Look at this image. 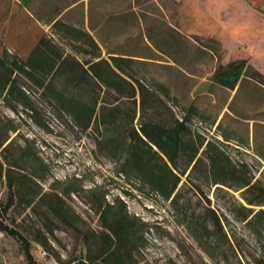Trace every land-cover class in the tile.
I'll return each mask as SVG.
<instances>
[{"label":"rangeland","instance_id":"1","mask_svg":"<svg viewBox=\"0 0 264 264\" xmlns=\"http://www.w3.org/2000/svg\"><path fill=\"white\" fill-rule=\"evenodd\" d=\"M54 1L59 8L74 3L77 10L83 6L91 9L93 22L97 21V13L106 15L107 31L109 35L114 34L107 48L146 59L139 67L166 85L174 98L169 102L184 111L195 104L209 118L220 112L230 94L211 80L220 63L246 59L264 73V0ZM18 8L13 0H0V29L9 9L16 15ZM3 42L0 36L1 46ZM18 50L23 56L22 50ZM8 51L6 54L10 53ZM76 55L81 59L90 58L87 53ZM18 82L24 85L38 115L24 104L12 101L15 109L11 110L0 98V128L12 124L16 127L17 131L8 132L13 139L9 151L15 158L21 155V148H29L34 157L47 166L48 174L37 179L34 189L62 196L70 223H62L49 212L45 203L35 201L34 205L26 207L23 201L12 200L7 182L3 180L0 183V222L29 238L28 252L33 261L28 262L23 241L0 229V264H69L71 260L82 264H106L94 259L97 251L91 240L93 237L97 242L96 236L104 230L96 207L102 192H105L106 203L112 204L120 198L130 214L148 224L144 232L147 243L134 252L135 264H169L170 261L174 264H257L264 259V230L259 239L254 237L229 211L235 199L241 200L239 192L217 189V185L198 180L196 176L191 177V183L199 184L205 197L196 195L189 186L184 187L185 199H190L187 213L195 216L203 213L201 200L220 216L234 244L233 249L222 245L220 235L211 230V241L218 249L209 257L196 245L182 222V215L177 214L171 204L156 193H149L133 178L117 173L116 165L95 150L92 138L76 127L69 115L60 113L53 102L42 98L23 79L19 78ZM232 102L236 115L264 119L258 116L261 109L257 103L241 97ZM176 117L180 118L181 114ZM208 123H205L207 129ZM209 132L211 135L214 131L211 128ZM205 137L209 139L208 135ZM230 155L233 158L242 156L249 171L264 181V166L258 160L240 152L231 151ZM34 160L31 156L30 161H24V170L17 167V175L19 171L29 173L35 169ZM69 189V195L63 194ZM205 198L209 199V204L205 203ZM200 221L208 224L211 217L202 214ZM49 225L56 239L47 233ZM38 232L49 238L61 261H56L52 252L36 241Z\"/></svg>","mask_w":264,"mask_h":264},{"label":"trees","instance_id":"2","mask_svg":"<svg viewBox=\"0 0 264 264\" xmlns=\"http://www.w3.org/2000/svg\"><path fill=\"white\" fill-rule=\"evenodd\" d=\"M55 24L61 31V23ZM68 28L74 41L69 45L72 51L87 53L90 58L81 59L65 53L45 38H40L33 46L24 47L26 54L23 56L19 50L6 54L3 48L0 55V98L6 105L12 110L15 107L11 101L24 104L38 115L18 79L34 87L42 98L53 102L60 113L69 115L75 126L92 138L95 150L116 165L117 173L133 178L149 193H156L171 204L176 213L182 215L186 229L207 256L213 257V252L218 249L211 241V230L220 235L222 245L233 249L234 244L224 230L220 216L201 200V215L187 213L190 199H185L184 187L189 186L196 195H204L199 184L191 183L192 176L217 185V189L222 187L239 192L241 200L235 199L229 211L237 222L244 223L259 239L264 230V181L249 171V165L242 156L233 158L230 155L231 151L249 154L245 151L249 146L236 136L234 126H222L221 122L215 125L216 119L206 117L195 104L184 111L169 102L174 98H171L166 85L139 67L143 62L123 56H110L106 61L100 58L98 46L87 32L79 27ZM211 80L220 89L233 91L237 88L236 96L245 95L259 102L264 98L261 96L264 95V74L246 59L218 64ZM178 114L181 117L175 118ZM205 123L209 124L208 129ZM211 128L214 132L210 135ZM0 130V183L3 180L7 182L11 199L15 198L18 203L23 201L26 207L34 205L35 201L45 203L52 215L62 223H70L62 196L34 189L38 185L37 179L48 174L47 166L35 158L29 148H21V155L15 158L9 151L13 139L8 132L17 131L16 127L12 124ZM253 144V153L264 160V136L260 139L256 132ZM31 156L36 162L35 169L29 173L19 171L17 175V167L24 170L22 163L30 161ZM70 191L63 194L69 195ZM205 203L209 204V199L205 198ZM8 207L9 204L3 208ZM96 207L104 230L96 236L97 242L91 238L97 251L94 259L106 264H135L134 252L147 243L144 232L148 224L130 214L120 198L112 204L106 203L105 192L101 193ZM202 214L211 217V222L202 223ZM0 229L23 241L28 262L32 263L28 252L29 238L1 222ZM53 232L52 226H47L49 236L56 239ZM35 237L41 247L52 252L56 261H61L44 233L38 232ZM68 263L82 264L74 260ZM169 264L174 263L170 261ZM257 264H264V259Z\"/></svg>","mask_w":264,"mask_h":264},{"label":"crops","instance_id":"3","mask_svg":"<svg viewBox=\"0 0 264 264\" xmlns=\"http://www.w3.org/2000/svg\"><path fill=\"white\" fill-rule=\"evenodd\" d=\"M13 2L17 3L19 13L16 15L13 14L14 11L12 9H9V12L6 11V20L2 23V29H0V36L4 39L2 46L0 45L1 51L5 48L6 52L9 50L8 52L11 53L12 51L20 49L23 54H26L24 47L33 46L38 43L40 38H45L59 46L63 52L76 55L69 46L70 43H74V41L68 33V27H79L94 39L98 46L100 58L109 61L110 56H123L130 57L133 60L146 62V59L138 57L137 55L125 54L118 50L111 51L107 48V46H109L110 38L113 37L114 34L109 35L105 22L106 15L104 14L97 13V21L93 22L91 9L89 10L83 6L82 9L77 10L75 9L76 5L74 3L66 4L59 8L54 0H13ZM13 5L15 6V4ZM57 22L61 23V31L55 26V23ZM100 58L93 59L98 60ZM252 65L260 72L253 62ZM222 89L228 91L230 94L224 102L220 112L214 116L216 119L215 125L220 122L223 123L222 126L227 124H230L231 126L233 125L236 131V136L240 140H244L249 146L245 151L249 153L252 158H256V160L264 166V160L258 155H255L252 149L254 146L253 138L255 133L257 132L260 139L264 136V119L260 117L249 118L236 115L234 113V106L231 105V109L229 105L233 103L232 101L235 100L236 97L246 98V96H236L237 88L233 91L225 88ZM246 99L257 103L261 109L259 110L261 112L258 116H264V101L259 102L253 100L251 97H247ZM223 120L225 121L223 122ZM238 120L242 123H238ZM254 125H256L255 128ZM262 151L264 155V150Z\"/></svg>","mask_w":264,"mask_h":264}]
</instances>
